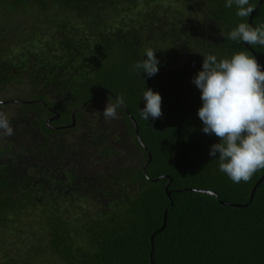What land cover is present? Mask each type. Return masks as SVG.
<instances>
[{
	"label": "trees",
	"instance_id": "1",
	"mask_svg": "<svg viewBox=\"0 0 264 264\" xmlns=\"http://www.w3.org/2000/svg\"><path fill=\"white\" fill-rule=\"evenodd\" d=\"M225 4L0 0V110L17 107L24 127L0 149V237L24 242L1 264H264V170L240 183L219 170L192 83L209 54L243 51L264 70V46L227 39L250 17ZM250 16L264 24V0ZM146 49L159 60L152 77L134 68ZM147 89L162 97L155 120L140 115ZM119 97L118 119L84 124L93 104ZM81 125L89 157L62 143Z\"/></svg>",
	"mask_w": 264,
	"mask_h": 264
},
{
	"label": "clouds",
	"instance_id": "2",
	"mask_svg": "<svg viewBox=\"0 0 264 264\" xmlns=\"http://www.w3.org/2000/svg\"><path fill=\"white\" fill-rule=\"evenodd\" d=\"M234 4L236 15L241 18L250 17L255 10L250 0H226L225 7ZM227 39L264 46V24L252 27L249 23H239ZM145 55L134 68L152 77L159 71V60L152 49H146ZM192 83L201 92L202 107L197 114L203 124L202 131L214 134L219 140L211 146L209 155L216 157L219 153V170L234 183L248 182L257 171L264 170V70L254 56L243 51L230 59L219 60L209 54ZM143 99L146 103L140 115L144 120L162 117V97L158 92L147 89ZM123 103V97L116 98L115 103L109 101L103 117L118 119L117 109ZM13 134L8 115L0 111V136Z\"/></svg>",
	"mask_w": 264,
	"mask_h": 264
},
{
	"label": "rangeland",
	"instance_id": "3",
	"mask_svg": "<svg viewBox=\"0 0 264 264\" xmlns=\"http://www.w3.org/2000/svg\"><path fill=\"white\" fill-rule=\"evenodd\" d=\"M15 86H17L16 90L19 92H23L28 90V86H24V85H19L18 83L14 84ZM16 90L10 92V94H12L13 92H15ZM9 94V93H8ZM7 94V95H8ZM108 102H101V103H96L93 104L90 108L87 109V113L85 114V119H84V124L87 123H91L92 121L95 122V124H98V122L104 118L102 115L103 110L105 109L106 105ZM18 110L17 107H15L14 105H9L3 109H1L0 111H4L11 122V125L14 129V134L15 132H17V130H22L24 127L21 123L16 122V120H14L15 118V112ZM103 120V119H102ZM112 119L108 120L109 122H111ZM119 124V121L115 123V125L117 126ZM112 137L114 139H117L120 143L117 144V147L119 149V151L121 152V157H120V161L123 162V160H126L125 158L127 157V155L129 153V145L127 143V140L124 139L123 137V132L121 130H116V132L112 133ZM1 139H10L13 138V135L11 137H4V136H0ZM88 139V135H87V131L85 129V125H81L80 129L75 131L73 134L68 135L64 141L62 143H64V145H68L73 147L76 151V154L81 155V156H85V157H89L91 156V146H89L90 144L87 143ZM4 148V146H3ZM134 160L133 161H137L136 157L133 156ZM132 158V159H133ZM83 159V158H82ZM81 164L80 167H82V169L84 170V172L87 170L86 164L88 163V160H80ZM77 162V161H75ZM122 164V163H121ZM102 164L97 163V165L95 166L96 169H100V167ZM23 241H22V236L21 238H3L0 237V262H2L3 260H6L7 262H17L19 259V256L21 254V248L23 247ZM3 263V262H2ZM1 264V263H0Z\"/></svg>",
	"mask_w": 264,
	"mask_h": 264
},
{
	"label": "water",
	"instance_id": "4",
	"mask_svg": "<svg viewBox=\"0 0 264 264\" xmlns=\"http://www.w3.org/2000/svg\"><path fill=\"white\" fill-rule=\"evenodd\" d=\"M261 2H262V0H260L259 2H258V4H257V6H256V8L255 9H257L258 8V6L261 4ZM249 24L251 25V16H250V18H249ZM262 69V68H261ZM126 111V110H125ZM126 113H127V111H126ZM128 114V113H127ZM74 115H72V125H74ZM133 122V121H132ZM133 125H134V129H135V132L137 133L138 132V130H137V126H136V123L135 122H133ZM146 166V165H145ZM263 178V177H262ZM262 178L260 179V180H258V182L255 184V186L253 187V189H252V191H251V194H250V200H249V202H251V199L253 198V195H254V192H255V190H256V187H257V185L260 183V181L262 180ZM166 191H167V188H166ZM213 194V193H212ZM167 195L169 196L170 195V192H168L167 191ZM165 219H166V212H165V214H164V218H163V226H162V228L165 226ZM150 259H152V257H151V254H150Z\"/></svg>",
	"mask_w": 264,
	"mask_h": 264
},
{
	"label": "flooded vegetation",
	"instance_id": "5",
	"mask_svg": "<svg viewBox=\"0 0 264 264\" xmlns=\"http://www.w3.org/2000/svg\"><path fill=\"white\" fill-rule=\"evenodd\" d=\"M51 120H53V118L48 119V122L51 121ZM6 140H8V139H1L0 138V149H3V146L5 148V143H3V141H6Z\"/></svg>",
	"mask_w": 264,
	"mask_h": 264
}]
</instances>
